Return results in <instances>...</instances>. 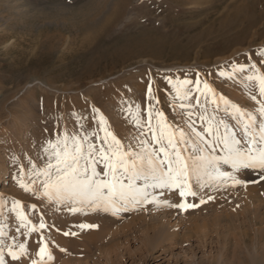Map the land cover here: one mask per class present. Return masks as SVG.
Returning a JSON list of instances; mask_svg holds the SVG:
<instances>
[{"label": "rangeland", "instance_id": "obj_1", "mask_svg": "<svg viewBox=\"0 0 264 264\" xmlns=\"http://www.w3.org/2000/svg\"><path fill=\"white\" fill-rule=\"evenodd\" d=\"M91 1L0 0V227L8 233L0 241H24L38 259L36 234L21 236L9 211L17 199L33 223L42 218L47 225L41 234L52 259L45 264H232L244 256L253 262L264 249V180L257 170H242L239 178L246 183L241 185L193 178L195 197L153 190L155 202L129 205L115 214L88 207L73 213L67 202L41 200L18 187L14 177L21 164L40 155V147L58 129L67 125L71 130L74 122L87 125L94 108L118 136L129 135L126 105L133 106V115L137 107H148L150 82L159 100L155 107L177 123L182 121L169 106V77L173 82L207 80L217 97L222 94L247 111L258 107L250 99L258 89L247 80V70L238 78L220 72L256 64L264 73V0L186 5L130 0L95 37L80 25V14ZM116 3L108 0L107 15ZM225 107L221 102L216 115L232 125ZM185 199L197 206L180 210L164 203ZM81 223L98 227L81 230ZM243 231L249 238L243 239ZM238 247L244 254L237 253Z\"/></svg>", "mask_w": 264, "mask_h": 264}, {"label": "snow or ice", "instance_id": "obj_2", "mask_svg": "<svg viewBox=\"0 0 264 264\" xmlns=\"http://www.w3.org/2000/svg\"><path fill=\"white\" fill-rule=\"evenodd\" d=\"M261 56L264 57V53ZM246 70L247 80L258 89L259 99L250 92V99L258 105L255 112L231 103L222 94L217 97L207 80L173 82L169 77L168 84L173 91L169 106L182 123L169 121L164 111L155 107L159 100L150 82L146 93L151 102L148 107H137L133 115V106L126 105L127 117L132 121L129 135L118 136L105 115L94 108L87 125L74 122L71 130L67 125L58 129L40 147V155L21 164L14 179L21 190L41 200L67 202L73 213L88 207L111 209L113 214L127 211L129 205L155 202L153 190H161L160 195L179 190L182 198L195 197L193 178L197 182L207 178L241 185L246 182L239 174L253 169L264 180V73L252 64L250 67L234 65L231 73L221 70L220 75L232 77ZM221 102L234 124L217 117ZM194 114L196 119H193ZM164 203L180 210L197 206L187 203L186 199L180 203ZM2 207L4 200L0 196ZM31 210L35 212V204L31 205ZM9 211L18 222L16 231L21 236L36 234L38 259L33 258L29 244L24 241L11 244L0 241V264H25V260L28 264H45L46 259H52L48 243L41 234L47 227L44 220L33 223L25 206L17 199L11 201ZM77 227L84 230L98 225L81 223ZM0 235L8 233L0 227ZM12 239L16 241V236Z\"/></svg>", "mask_w": 264, "mask_h": 264}, {"label": "bare ground", "instance_id": "obj_3", "mask_svg": "<svg viewBox=\"0 0 264 264\" xmlns=\"http://www.w3.org/2000/svg\"><path fill=\"white\" fill-rule=\"evenodd\" d=\"M155 1H157V0H155ZM173 1L177 2L180 5H186V4H190V3L202 4V2H204L206 0H173ZM107 2H108V0H94V1H91L86 6L85 10H83L82 13L80 14V17H81L80 25L82 27H86V28L88 27L89 29H91L90 31H92V32H91L90 36L95 37L103 28H105V26L107 24L112 22L116 17H119L122 14V12L125 11V9L128 6L130 0H117V3L115 4V7L113 9H111V11H110V13L108 15H107L108 10H107V4H106ZM161 2L162 1H160V4L163 3V2L162 3ZM234 13L236 14V17L240 16L239 18H241V15H240V13L237 10H235ZM145 37H147V36H145ZM238 38H241V37H238ZM137 39L138 38H136V40ZM159 39L164 40L161 37H159ZM147 40H149V39H147ZM139 47H141V46H138L137 48H139ZM143 50H144L143 48L139 49L137 53H140ZM245 72L237 74V78L239 76L244 75ZM254 221H259V219L258 220L255 219ZM242 236H243V239L249 238V235L247 234V231H243ZM260 237L264 239V228H263V230L260 233ZM250 240H252V237H250ZM236 251H237V253L239 252L240 255H241L242 251H240V247H238V249L236 248ZM232 264H264V249L261 251L260 256H258V257L255 256L254 257L253 262H251V260L249 259L248 256L247 257L244 256L243 260L240 261V257H239V260H236Z\"/></svg>", "mask_w": 264, "mask_h": 264}]
</instances>
